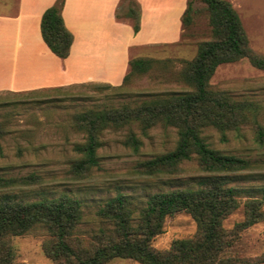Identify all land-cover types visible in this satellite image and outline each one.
<instances>
[{
	"label": "rangeland",
	"instance_id": "rangeland-1",
	"mask_svg": "<svg viewBox=\"0 0 264 264\" xmlns=\"http://www.w3.org/2000/svg\"><path fill=\"white\" fill-rule=\"evenodd\" d=\"M135 1L123 0L119 15L124 16L129 7H137ZM229 1L240 14L250 46L264 55V0ZM18 6L19 0H0V13L14 14ZM195 8L194 23L183 28L179 41L132 50L133 56L146 55L161 60V63L155 64L146 74L132 76L121 86L87 81L26 91L1 90L0 176L17 181L10 186H0V201L12 197L32 202L65 195L79 200L83 218L75 233L89 246L94 234L108 226L98 215L99 208L118 193L132 196L138 206H143L156 192L188 186L198 188L200 177L206 173L196 158L185 160L171 174H149L141 165L172 151L177 145V129L161 121L145 130L139 120L121 125L108 123L98 134L101 141L97 149L99 164L83 173L72 169L74 162L82 156L75 145L84 143L87 138L86 129L78 125L83 114L119 109L126 104L133 108L144 100L188 87L178 75L183 61L194 58L199 41L210 36L206 5L196 1ZM24 71L29 77L31 72ZM3 79L7 78L0 74V83ZM210 83L237 98L252 100L258 110L256 120L264 130V69L242 58L219 65ZM257 126L254 121H249L238 131H228L225 137L215 127H207L204 131L211 147L250 162L249 167L229 183L242 191L238 196L240 206L224 220L227 230L245 219L247 200H263L264 209V141H258ZM132 132L141 142L137 150L126 143ZM197 230V223L190 213L177 212L166 217L163 231L152 240V245L159 250L169 249L174 240L193 237ZM50 238L42 227L11 236L13 264H57L45 251V241ZM232 252L259 258L257 264H264V219L239 231ZM104 264L142 263L117 257Z\"/></svg>",
	"mask_w": 264,
	"mask_h": 264
},
{
	"label": "trees",
	"instance_id": "trees-1",
	"mask_svg": "<svg viewBox=\"0 0 264 264\" xmlns=\"http://www.w3.org/2000/svg\"><path fill=\"white\" fill-rule=\"evenodd\" d=\"M196 1L206 5L210 36L199 41L194 58L183 61L178 75L188 87L144 100L133 108L126 104L119 109L83 114L78 125L86 129L87 138L84 143L75 145L82 156L74 162L72 169L83 173L99 164L97 149L101 141L98 134L108 123L121 125L139 120L145 130L161 121L177 129V145L172 151L141 165L149 174H171L185 160L196 158L206 173L200 177L199 187L153 193L143 206H138L132 196L118 193L99 208L98 215L108 226L101 227L94 234L89 246L75 233L83 218L79 200L66 195L32 202L7 197L0 201V264H13L11 236L25 234L38 227L45 228L51 236L44 247L57 264H104L117 257L132 258L142 264L259 262V258L233 253L232 248L239 231L264 219L263 200H247L245 219L232 230L224 227V220L240 206L238 196L242 191L229 183L233 177L241 175L250 162L211 147L204 131L207 127H215L225 137L228 131H238L243 124L254 121L258 125V141H264L263 127L256 120V104L250 99L237 98L226 90L216 89L210 83L219 65L242 58L264 69V55L250 46L240 14L229 0H188L182 15L184 29L194 23ZM64 3L65 0H56L44 11L41 19L45 43L62 59L69 56L74 40L63 18ZM124 16L132 19L134 31L138 32L141 27L139 4L129 7ZM129 63L130 70L123 83L134 75L148 73L161 60L143 55L131 58ZM126 143L137 150L141 142L132 132ZM16 181L0 176V186H10ZM183 211L190 213L196 221L197 233L190 238L174 240L169 249L153 247L152 240L163 231L166 217Z\"/></svg>",
	"mask_w": 264,
	"mask_h": 264
},
{
	"label": "crops",
	"instance_id": "crops-1",
	"mask_svg": "<svg viewBox=\"0 0 264 264\" xmlns=\"http://www.w3.org/2000/svg\"><path fill=\"white\" fill-rule=\"evenodd\" d=\"M136 1L141 12L138 32L131 18L118 16L123 0H65L62 14L74 40L69 56L62 59L51 51L41 33L42 15L56 0H19L16 13H0V74L7 78L0 83V91L87 81L121 85L131 58L143 56H133V49L181 39L188 2ZM25 69L31 72L29 77Z\"/></svg>",
	"mask_w": 264,
	"mask_h": 264
}]
</instances>
